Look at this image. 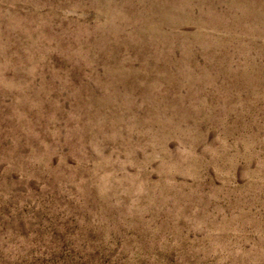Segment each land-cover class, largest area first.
I'll use <instances>...</instances> for the list:
<instances>
[{
  "label": "rangeland",
  "instance_id": "374dc122",
  "mask_svg": "<svg viewBox=\"0 0 264 264\" xmlns=\"http://www.w3.org/2000/svg\"><path fill=\"white\" fill-rule=\"evenodd\" d=\"M0 264H264V0H0Z\"/></svg>",
  "mask_w": 264,
  "mask_h": 264
}]
</instances>
